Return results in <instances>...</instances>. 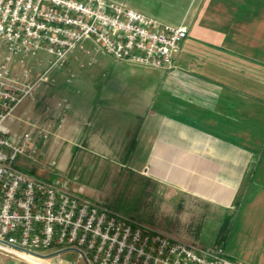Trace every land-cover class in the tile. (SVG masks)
<instances>
[{
	"label": "crops",
	"instance_id": "obj_1",
	"mask_svg": "<svg viewBox=\"0 0 264 264\" xmlns=\"http://www.w3.org/2000/svg\"><path fill=\"white\" fill-rule=\"evenodd\" d=\"M188 2L173 25L184 26L187 35L172 68L115 61L85 40L82 50H73L61 67L44 75L46 81L36 82L37 69L43 72L50 59L40 50L23 58L30 68L25 83L33 87L3 126L15 141L31 134V157L20 156L16 163L22 170L33 167L30 172L55 187L73 147L122 151L143 179L157 186L162 201H184L194 217H218V227L227 215L230 227L239 220L256 260L244 252L235 254L236 260L264 264V0ZM154 13L165 14L162 8ZM18 59L13 57L10 67L20 77ZM125 76L137 79L127 82ZM89 78L92 88L86 87ZM57 87L64 89L63 98L41 97L43 89ZM121 95L130 98L129 108L119 106ZM41 133L49 137L48 152H62L54 172L43 167L52 162L40 155ZM150 229L169 234L163 227ZM0 264L23 263L0 253Z\"/></svg>",
	"mask_w": 264,
	"mask_h": 264
},
{
	"label": "built area",
	"instance_id": "obj_2",
	"mask_svg": "<svg viewBox=\"0 0 264 264\" xmlns=\"http://www.w3.org/2000/svg\"><path fill=\"white\" fill-rule=\"evenodd\" d=\"M186 35L184 26L161 22L117 0H0L1 251L34 256L43 264H243L230 258L222 244L198 247L153 231L20 169L17 159L32 155V136L25 133L15 141L3 126L33 87L25 83L27 56L43 50L50 57L36 82L46 81L44 75L61 67L73 50H82L85 40L115 61L170 69ZM13 57L23 68L20 77L12 74Z\"/></svg>",
	"mask_w": 264,
	"mask_h": 264
},
{
	"label": "rangeland",
	"instance_id": "obj_3",
	"mask_svg": "<svg viewBox=\"0 0 264 264\" xmlns=\"http://www.w3.org/2000/svg\"><path fill=\"white\" fill-rule=\"evenodd\" d=\"M117 1L122 3L125 1L129 7L139 8L143 14L162 19V21H166V23L172 25L178 22L181 15L185 13V7L189 3V0ZM158 8H162L165 14L160 17L157 16L154 10ZM46 65H48V61H46ZM44 71L42 72L37 69L36 78L42 76ZM133 79L137 78L134 76L123 77V80L127 82H132L134 81ZM88 80L86 87H94L91 79L89 78ZM145 80L147 81V79H142L141 83H144ZM137 82L140 81L138 80ZM80 88L84 90V86L81 85ZM128 91L130 90L128 89ZM64 96V89L60 90L59 87L51 91L43 89L41 95V97H55V99H61ZM118 102L119 106L124 108H129L131 105L130 98L123 97V95L120 96ZM41 134L40 137H37L36 141V144L39 142L37 147L40 148V155L49 157L51 159L49 162L56 163V165L48 163L43 167L54 172V168L57 165L59 166L62 152H48L47 140L49 137L45 138L43 133ZM69 155L68 164L63 169H58L60 175H58L56 187L63 191L77 196L80 194L79 197L81 196L82 198L104 205L121 216L138 223H143L149 229H154L155 226L163 227L169 233L164 234L183 242H189L198 247H207L225 242L226 251L232 252L233 257L226 253L230 258L236 260L235 254L244 252L246 255L249 254L248 256L252 257L253 260H256V256L254 257L252 254L251 245L247 243L246 238L242 235L243 233L239 232V220L234 218L231 227L229 220L228 227L220 230L219 227L223 219L219 220L218 227V223L215 224L218 217H194L190 215L187 208H184V201H162L159 198V193L156 191L157 186L143 179L139 170L131 166L129 161L125 160V154L122 151H118L117 153H92L73 147ZM30 170L34 171V168L30 167ZM208 220H213V223H206ZM0 253L9 258L12 256L16 260H19L20 263L29 264L17 256H8L1 250ZM71 256L73 254L67 255V257ZM236 261L246 264L238 259Z\"/></svg>",
	"mask_w": 264,
	"mask_h": 264
},
{
	"label": "trees",
	"instance_id": "obj_4",
	"mask_svg": "<svg viewBox=\"0 0 264 264\" xmlns=\"http://www.w3.org/2000/svg\"><path fill=\"white\" fill-rule=\"evenodd\" d=\"M180 48H182V43H181ZM229 220H230V216H229V215L225 216V217L223 218L222 224L220 225L219 229H220V230H223V229H225L226 227H228V225H229Z\"/></svg>",
	"mask_w": 264,
	"mask_h": 264
},
{
	"label": "bare ground",
	"instance_id": "obj_5",
	"mask_svg": "<svg viewBox=\"0 0 264 264\" xmlns=\"http://www.w3.org/2000/svg\"><path fill=\"white\" fill-rule=\"evenodd\" d=\"M18 255H20V256H22V257H25V258H32V259H35V260H39V261H41L42 263L45 262V261H43L42 259L37 258V257H34V256H28V255H23V254H18Z\"/></svg>",
	"mask_w": 264,
	"mask_h": 264
}]
</instances>
